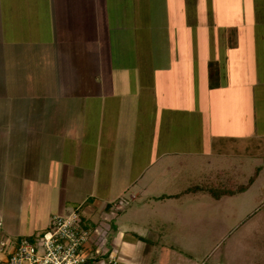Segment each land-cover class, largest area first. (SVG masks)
<instances>
[{
    "label": "rangeland",
    "instance_id": "obj_1",
    "mask_svg": "<svg viewBox=\"0 0 264 264\" xmlns=\"http://www.w3.org/2000/svg\"><path fill=\"white\" fill-rule=\"evenodd\" d=\"M181 1L122 0L123 12L117 5L111 16L109 12V19L114 17L112 41L120 45L111 61L116 69L133 67L128 69L130 75L112 70L113 92L102 119L99 106L89 98H61L57 105L47 101L40 105V82L31 80L36 75L25 67L16 65L6 77L0 73V93L6 90L13 95L15 111L10 115L14 113L15 119L30 101L36 106L31 108L36 117L32 125L61 131L57 120L45 123L37 118L43 113L47 118L63 115L70 123L67 128L76 125L84 139L99 128L103 147L94 155L95 165L89 162L98 184L106 178L114 187L133 182L137 167L151 159L148 150L155 148L162 134L171 132L166 140L174 141L181 153L161 156L133 186H145L151 195L156 190L164 193L134 200L128 189L120 195L125 205L114 204L120 210L122 232L139 242L133 252L114 248L123 264H264V128L260 127L264 126V0L240 4V19H254L255 25L243 26L239 19L235 30L223 27L209 33L206 30L216 18L197 16L196 0ZM244 10H250L247 19ZM21 13L29 15L20 30L33 37L28 53L36 63L40 31L34 29L41 27L33 20L34 9ZM24 43L5 44V70L14 65L11 58L18 63ZM169 60L176 64L169 67ZM217 98L223 101L226 122L216 112ZM124 99L131 106L121 102ZM254 111L256 122L247 119V115L254 118ZM234 120L239 124L238 136L241 127L251 124H257L262 134L234 137L231 131L236 128L230 126ZM19 125L15 123L16 133L23 130ZM201 125L206 126L204 134ZM64 156L74 158L71 144ZM114 173L118 180L113 181ZM26 186L18 188L24 195L33 188ZM36 234L18 236L14 243L24 237L35 242ZM103 243L96 246L104 249Z\"/></svg>",
    "mask_w": 264,
    "mask_h": 264
},
{
    "label": "crops",
    "instance_id": "obj_2",
    "mask_svg": "<svg viewBox=\"0 0 264 264\" xmlns=\"http://www.w3.org/2000/svg\"><path fill=\"white\" fill-rule=\"evenodd\" d=\"M255 1L261 0H196L198 5L194 10L197 9V16L202 14L216 18L208 26L206 30L208 33L212 30L218 32L223 27L226 31H231L239 25L240 4H253ZM138 2L139 0H133L131 4ZM181 2L183 3L184 0ZM116 5L120 6L118 8L122 12L124 11L125 5L122 0H33L31 3L28 0H0V73L6 77L8 73L15 71L16 65L19 68L31 69L29 70L31 74L36 75L31 80L40 82L39 102H42L40 105L45 101L48 104L54 102L57 105L62 102L61 98L72 100L71 98L81 97L85 101L91 99L96 102V106H99L102 119L106 99H109L114 87L112 70L116 69V64L111 61L112 54L120 50H118L120 45L112 41L114 17L109 19L111 10ZM29 9L35 10L33 20L36 22L35 25L41 27L34 29L40 31L37 39L38 61L36 63L32 61L28 53V50H31L29 45H32L30 39L33 37L25 35L26 30H20L22 23L29 18V15L21 12ZM246 12L247 10L243 11V13ZM249 12L250 10L244 15V19L249 18ZM240 21L243 26L255 25L254 19H251V22L241 19ZM201 23L206 24L203 20ZM8 41L14 44L25 41L26 47L19 53L20 59L17 64L11 58L14 63L13 67L10 64L11 71L5 70L4 52ZM235 47L237 48V44ZM213 50L212 47V52ZM174 62L169 60V67L173 66ZM184 63L185 61H183V67ZM130 68L121 67L116 70L123 72V75H130L132 74L128 72ZM127 84H130L129 81ZM128 91L121 92L124 94ZM142 91L143 89H139V97L137 95L141 100ZM5 92L7 91L3 90L0 93V243L4 240L14 243L16 241L14 239L18 236L36 234L50 225L54 215L67 214L73 209H78L84 226L94 231L95 246L104 242L106 249L120 246L126 251L136 250L139 242L136 237L122 232L121 221L117 218L120 210H117L114 204L119 201L122 203L121 207L125 205V201L122 200L125 197L120 195L128 189H132L133 194L130 199L134 200L143 195L150 196L149 199L155 194L164 193L156 190L151 195L149 192L152 191L144 186L137 188L139 192L135 194L134 191L137 189L133 186L152 169L153 164L161 156L181 153L179 148L172 145L174 141L166 140L171 136V132L168 130L169 132L162 134L161 138L157 139L155 148L148 150L146 155L151 159L137 167L136 176L130 177L132 179L134 176L133 182L123 186L122 183H117L114 187V184L112 186V182L106 178L98 184L96 180L98 176L96 177L93 171L90 172L89 164L92 162V165H95V156L103 147V136L99 128L92 132V137L88 134L89 137L84 139L85 134L81 135L76 125L67 128L69 121L63 115H60L62 119L54 117L57 114L47 118L43 116V113H38L37 118L45 123L57 120V126L61 131L56 130L57 128L50 130L32 125L36 117L31 114L34 111L31 108L36 106L30 101L25 106L22 116L15 119L14 113L10 115L15 109L13 95L10 96ZM148 95L150 99H153L152 92ZM215 101H217L216 106L219 107L216 112L226 122V115L221 114L223 101L218 98ZM121 102L131 106L127 99ZM139 103L141 104L140 100ZM45 109L46 107L43 110ZM39 111L41 112V109ZM253 114L254 118L247 115V119L251 118L256 122L257 114L255 111ZM16 122L20 124L19 129L23 128L20 133L15 131ZM230 126L232 129L236 128L231 132L235 135L234 137H237L239 135L238 121L234 120ZM249 127L250 131H248ZM249 127H241L242 132L238 137L257 135L262 132L259 128H264L263 125L259 127L257 124H251ZM201 128L203 134L206 133V126L201 125ZM217 134L219 132L210 133V137ZM33 138L37 140L32 141ZM70 144L75 155L73 159L64 156ZM108 168L110 170V165ZM115 178L116 176L113 177V181L118 180L119 176ZM23 185L33 187L27 195L22 194V190H18ZM96 187H99V192ZM0 257L3 256L0 255Z\"/></svg>",
    "mask_w": 264,
    "mask_h": 264
},
{
    "label": "built area",
    "instance_id": "obj_3",
    "mask_svg": "<svg viewBox=\"0 0 264 264\" xmlns=\"http://www.w3.org/2000/svg\"><path fill=\"white\" fill-rule=\"evenodd\" d=\"M94 231L85 227L78 209L52 217L36 234V241L21 238L0 245V264H123L114 248L94 246ZM96 247V248H94Z\"/></svg>",
    "mask_w": 264,
    "mask_h": 264
},
{
    "label": "trees",
    "instance_id": "obj_4",
    "mask_svg": "<svg viewBox=\"0 0 264 264\" xmlns=\"http://www.w3.org/2000/svg\"><path fill=\"white\" fill-rule=\"evenodd\" d=\"M113 204V203H112Z\"/></svg>",
    "mask_w": 264,
    "mask_h": 264
}]
</instances>
